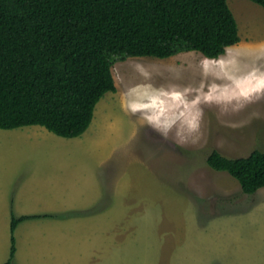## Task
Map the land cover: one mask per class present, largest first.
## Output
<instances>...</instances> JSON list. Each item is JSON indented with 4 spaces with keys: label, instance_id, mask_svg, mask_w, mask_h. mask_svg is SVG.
Here are the masks:
<instances>
[{
    "label": "rangeland",
    "instance_id": "rangeland-1",
    "mask_svg": "<svg viewBox=\"0 0 264 264\" xmlns=\"http://www.w3.org/2000/svg\"><path fill=\"white\" fill-rule=\"evenodd\" d=\"M227 4L239 41L214 60L191 50L113 63L116 89L96 103L82 141L56 140L44 127L36 138L0 134V263L11 212L57 211L105 217V232L101 225L86 238L82 226L65 224L32 231L23 221L13 264H264V186L246 193L206 163L213 149L227 157L264 151V9L251 0ZM85 150L88 159L62 156ZM31 153L42 163H26ZM34 170L64 177L67 187L56 192L30 187L63 208L9 209L23 189L19 176Z\"/></svg>",
    "mask_w": 264,
    "mask_h": 264
},
{
    "label": "trees",
    "instance_id": "trees-1",
    "mask_svg": "<svg viewBox=\"0 0 264 264\" xmlns=\"http://www.w3.org/2000/svg\"><path fill=\"white\" fill-rule=\"evenodd\" d=\"M251 1L264 9V0ZM238 41L227 0H0V129L39 125L80 136L96 103L116 89V61L191 50L214 59ZM206 163L246 193L264 186L262 150L227 157L213 149ZM54 215L11 212L2 264H13L21 221Z\"/></svg>",
    "mask_w": 264,
    "mask_h": 264
},
{
    "label": "crops",
    "instance_id": "crops-1",
    "mask_svg": "<svg viewBox=\"0 0 264 264\" xmlns=\"http://www.w3.org/2000/svg\"><path fill=\"white\" fill-rule=\"evenodd\" d=\"M263 76H264V72H263ZM42 129V126L39 125H28V126H22L19 127V129L17 130V132H15V129H0V134H4L7 136H12V133H16L15 135L17 137H27L28 135L24 136L22 134H26V133H31L30 136H34L32 133H38L40 132ZM54 135V134H49ZM57 136V137H56ZM54 135L52 136L54 139L62 141V142H71V141H82V135L78 136V137H71V138H66V137H61L58 135ZM34 138H36L34 136ZM41 142V141H38ZM35 141H33L31 143V145H34ZM77 154H79V156L85 155V157L82 158H89V152L87 150L81 152V153H74L70 154V155H62L64 156V159H70V161H77ZM23 160L30 164V166H35L39 163H42V155L38 154V153H31L29 155H26L23 157ZM86 160H83V162ZM32 164V165H31ZM76 164L78 165V163L76 162ZM81 167H83V164H80ZM37 168H39V166H36ZM26 172V171H25ZM24 172V173H25ZM21 177V180L19 181L20 185H23V189L20 191L21 188H19V190L15 193V195L9 200V209L12 206L13 209H17V208H24V209H36V208H45V210H51V209H60V207H62V205L58 204L57 198H45L42 196H38L36 194L35 191H33L30 187L33 185H36L38 183H43L46 187L44 188V190H46V192L51 193V192H56L57 188L60 187V183H62V181L64 180V177H60L58 175H54V174H43L41 177H39L36 173L35 170L32 171H28L26 172V174H21L19 176V178ZM62 180V181H61ZM63 184V183H62ZM73 185V184H70ZM82 188L81 190H78L79 192L82 190H90V186L88 185V183L86 185L82 184ZM67 187L66 185L63 184V188ZM71 188V187H70ZM71 190H73L71 188ZM74 191V190H73ZM27 194V195H24ZM70 194V198L73 197V193H69ZM84 205H74L73 203L69 204L66 206V208H83ZM49 208V209H47ZM63 208V207H62ZM57 211H51V212H32V213H26L28 215H34V214H43V213H50V214H59L56 213ZM61 214V213H60ZM23 221H27L28 223H30L31 225L34 226L33 229H31L32 231H36L37 229L41 230L40 226H49V231L51 228L57 226V225H80L84 228L85 233H86V238H88L91 234H98V236L100 235L101 229L100 226L102 225V232L104 234L105 232V222H106V218L105 217H95V216H88V217H67V216H59V215H54V216H39V217H32V218H28L25 219ZM21 221L18 225H19V236L21 235V223L23 222ZM17 225V226H18ZM30 229H26L23 231L26 233V238L30 235L28 233ZM16 240V239H15ZM94 244V243H93ZM16 250H17V246H16ZM6 259H3L2 262L0 264H2Z\"/></svg>",
    "mask_w": 264,
    "mask_h": 264
},
{
    "label": "bare ground",
    "instance_id": "bare-ground-1",
    "mask_svg": "<svg viewBox=\"0 0 264 264\" xmlns=\"http://www.w3.org/2000/svg\"><path fill=\"white\" fill-rule=\"evenodd\" d=\"M245 49H246V47H245ZM240 52V51H239ZM238 57H236V59H237ZM206 59H209V60H214V59H211V58H206ZM217 61V60H216ZM162 63V62H161ZM168 65V64H167ZM224 85V84H223ZM241 87V85H239L238 86V88H240ZM237 88V89H238ZM212 89H215V88H212ZM224 89H225V87H224ZM223 88L221 89V91H223L224 90ZM227 89V88H226ZM179 90V89H178ZM217 90V89H216ZM215 90V91H216ZM241 95H244V94H246V93H240ZM171 102V101H170ZM150 111V110H149ZM189 112H191V111H189ZM153 118V117H152ZM159 118V117H158ZM153 120H154V118H153ZM155 124H156V122H155ZM157 125V124H156ZM158 127V126H157Z\"/></svg>",
    "mask_w": 264,
    "mask_h": 264
}]
</instances>
